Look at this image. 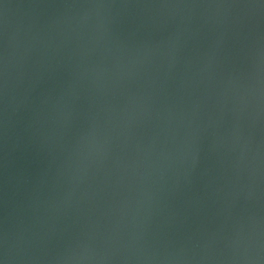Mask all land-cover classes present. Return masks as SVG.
Returning <instances> with one entry per match:
<instances>
[{
  "label": "water",
  "instance_id": "obj_1",
  "mask_svg": "<svg viewBox=\"0 0 264 264\" xmlns=\"http://www.w3.org/2000/svg\"><path fill=\"white\" fill-rule=\"evenodd\" d=\"M5 264H264V0H0Z\"/></svg>",
  "mask_w": 264,
  "mask_h": 264
},
{
  "label": "clouds",
  "instance_id": "obj_2",
  "mask_svg": "<svg viewBox=\"0 0 264 264\" xmlns=\"http://www.w3.org/2000/svg\"><path fill=\"white\" fill-rule=\"evenodd\" d=\"M0 264H5V260L4 259H0Z\"/></svg>",
  "mask_w": 264,
  "mask_h": 264
}]
</instances>
